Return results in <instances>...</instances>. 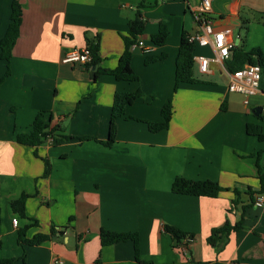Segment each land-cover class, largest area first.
I'll return each instance as SVG.
<instances>
[{"label": "crops", "instance_id": "1", "mask_svg": "<svg viewBox=\"0 0 264 264\" xmlns=\"http://www.w3.org/2000/svg\"><path fill=\"white\" fill-rule=\"evenodd\" d=\"M12 1L0 0V41ZM16 1L22 6L19 36L10 59L0 60V261L143 264L130 241L101 246L105 230L137 234L139 258L151 264H264V206H248L247 194L260 187L252 155L263 144L247 125L264 132V76L248 104L227 91L225 63L210 62L207 73L194 64L196 82L174 89L180 39L197 31L193 10L199 0H142V46L131 47L128 65L138 78L132 82L97 71L117 67L139 0ZM210 18L215 31L231 32L236 48L259 49L264 56V0H214ZM161 24L168 36L155 46L150 39ZM87 43L97 45L96 65L62 62L67 51ZM146 54L165 57L145 64ZM194 55L213 57L215 51L195 47ZM135 92L141 97L116 121L114 143L101 144L108 138L114 95ZM169 101L168 128L150 132L147 124L161 121ZM41 113L71 139L20 144L17 136L30 133ZM176 178L236 189L239 204L233 206L230 191L217 198L173 194ZM23 195L21 216L11 205ZM242 207L241 230L216 252L207 244L211 230L237 223ZM166 227L191 241L176 245ZM39 234L48 239L37 246L23 242Z\"/></svg>", "mask_w": 264, "mask_h": 264}, {"label": "trees", "instance_id": "2", "mask_svg": "<svg viewBox=\"0 0 264 264\" xmlns=\"http://www.w3.org/2000/svg\"><path fill=\"white\" fill-rule=\"evenodd\" d=\"M139 9L136 11L132 20L129 21V30L126 36L122 37L124 50L119 59L118 65L113 70L99 69L97 74L104 73L112 75L117 80L123 81H136L138 78L135 74L129 71L128 65L131 60V47L137 43L139 38L142 36L144 31V22L142 20L140 9H143L142 0ZM22 18V6L16 0L11 3V14L10 23L7 27L5 35L0 41V60L8 61L11 57V51L15 45V42L19 36V28L21 25ZM168 36V31L166 26L160 25L156 34L151 36L150 41L155 46H163L166 42ZM92 54V63L96 65L98 59L96 56L97 45L92 43H87L86 45ZM194 46L189 42L188 35L183 34L180 39V44L178 47V54L175 64V74H174V89L184 83H195L196 80L193 77V56H194ZM165 57V54H160L158 56L146 54L145 64H149L158 61ZM245 64L258 65L261 69V75L264 76V56L259 49H252L248 52H244L242 49L236 48L231 51V59L225 62V67L229 72L241 69ZM141 97L140 92L135 93H116L114 95L112 110L110 115L108 138L106 141L101 142V144L110 147L115 141L116 135V121L122 118L125 114V108L131 105L134 100ZM161 121L157 123H148V129L150 132H158L167 129L172 116V106L171 102H167L160 111ZM247 133L249 135L256 136L259 142L263 144V148L254 153L252 156L256 159V169H257V179L259 181V190L254 192L248 189L247 194L249 196V205L254 204V195L264 194V170L260 167V162L264 155V132L260 126L248 124ZM67 137L61 133L59 126L50 127L44 119L42 113L37 115L33 124L32 130L28 134L18 135L17 141L20 144L28 146H39L46 142L58 143L64 140H69ZM45 173L48 172L49 165L44 161ZM230 191L234 195L232 199L233 206L239 204L240 193L236 189H228L219 186L217 183L211 181H191L183 178H176L171 185V192L173 194L197 196V197H208L217 198L221 192ZM27 195L21 196L17 201L12 203V209L14 212L21 216H24L25 200ZM245 207H242L241 215L239 221L234 225H230L225 222L221 227L211 230L209 237L207 238V244L219 252L223 249L229 235L232 232H238L242 228L243 217L245 212ZM26 229V228H24ZM24 229L19 232V241H22L24 236ZM165 232H167L173 239L174 243L178 245L181 240L185 239V235L172 227H166ZM51 234L54 235V229L52 227ZM48 239L45 235H36L30 240H24L23 242L29 246H37ZM99 239L101 246H109L120 242H132L135 252V260L138 263L151 264L150 262H143L139 258V238L135 233H114L105 230H101L99 233ZM11 260L0 261V263L8 264Z\"/></svg>", "mask_w": 264, "mask_h": 264}, {"label": "built area", "instance_id": "3", "mask_svg": "<svg viewBox=\"0 0 264 264\" xmlns=\"http://www.w3.org/2000/svg\"><path fill=\"white\" fill-rule=\"evenodd\" d=\"M213 1L199 0L193 10L197 31L188 35V40L194 48L210 46L215 51L213 57L193 56L194 64L200 73H207L210 62L225 63L230 60L231 51L235 49V43L230 38L231 32L229 30L215 31L213 28L210 18ZM136 45L142 46V42L138 40ZM62 62L89 66L92 63V54L87 46L73 48L64 54ZM261 78V69L258 65L245 64L241 69L228 72L227 91L242 95L244 103L248 104L249 99L257 93ZM255 204L263 207L264 195L257 196ZM17 224V219H13L12 225L16 227ZM184 240L185 242L191 241L189 237Z\"/></svg>", "mask_w": 264, "mask_h": 264}, {"label": "water", "instance_id": "4", "mask_svg": "<svg viewBox=\"0 0 264 264\" xmlns=\"http://www.w3.org/2000/svg\"><path fill=\"white\" fill-rule=\"evenodd\" d=\"M96 68H97L96 66L93 68V70H92V72H91V75H92V76H94V71L96 70ZM256 111H259V108H258V110L256 109ZM256 113H257V112H256ZM256 113H255V114H256Z\"/></svg>", "mask_w": 264, "mask_h": 264}]
</instances>
